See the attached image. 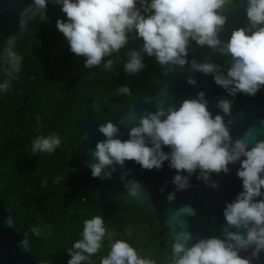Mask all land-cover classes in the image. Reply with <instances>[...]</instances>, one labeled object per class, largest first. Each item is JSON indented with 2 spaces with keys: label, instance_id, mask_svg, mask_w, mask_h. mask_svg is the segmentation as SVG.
Here are the masks:
<instances>
[{
  "label": "clouds",
  "instance_id": "clouds-1",
  "mask_svg": "<svg viewBox=\"0 0 264 264\" xmlns=\"http://www.w3.org/2000/svg\"><path fill=\"white\" fill-rule=\"evenodd\" d=\"M238 0H30L20 10L18 33L27 29L29 22L48 20V3L58 5L64 14L55 20L56 29L66 39L69 51L83 57L87 69L100 67L114 72L122 63L124 74L134 76L145 68V56L154 58L162 72L175 73L189 66L191 72L211 74L216 85L227 93L215 101L213 112L203 90L195 96L183 98L178 104H157L155 110L141 115L128 129L127 138L118 133L117 123L111 119L97 126L104 139L92 149L94 162L90 163L91 176L111 179L119 165V179L129 196L136 197L142 185L128 178L131 169L124 167L133 161L142 169L160 170L167 161L174 174L170 181L173 191L167 192L171 202L176 193L191 187L190 178H196L212 189L220 184L212 180L213 174H228L230 165H238L235 175L241 188L222 208L224 227L221 234L200 236L182 230L171 239L170 254L165 264H252L264 252V139L250 142L233 138L226 116L232 113V99L237 94L254 96L264 88V0H243L246 23L235 27L221 38L228 17L224 14ZM17 34L9 35L0 49V95L18 79L23 56L16 50ZM140 41L128 48L129 41ZM190 45L207 47L213 53L229 57L225 68L216 58L206 56L198 61L189 59ZM187 83L195 85L189 75ZM118 95H131L129 84L117 87ZM99 111V106H95ZM41 117L36 116L37 125ZM62 143L57 132L37 135L31 140V152L54 153ZM165 147L168 149L165 151ZM198 170V171H197ZM186 173V174H185ZM65 180L57 176L55 183ZM46 186L47 178L41 182ZM165 192V187L159 188ZM188 208V207H187ZM191 215H195L188 208ZM15 220L9 218L11 226ZM131 236V228L125 230ZM106 226L102 214L85 218L79 239L67 250V264H91L107 242V253L99 264H157L151 255L140 254L127 239ZM30 245L29 241H21ZM251 250L248 256L241 252Z\"/></svg>",
  "mask_w": 264,
  "mask_h": 264
},
{
  "label": "trees",
  "instance_id": "trees-1",
  "mask_svg": "<svg viewBox=\"0 0 264 264\" xmlns=\"http://www.w3.org/2000/svg\"><path fill=\"white\" fill-rule=\"evenodd\" d=\"M47 9V22L38 18L30 21L17 35L16 50L23 56L21 73L0 95V198L14 212L16 226L31 232L29 244L44 264H67V250L79 239L83 220L102 214L95 188L89 183L78 188L75 183L80 170L77 152L81 130L77 122L85 115L88 98L97 100L101 91L111 94L110 84L118 75L119 64L114 72L85 68L83 57L69 51L66 39L55 27V20L64 17L59 6L48 3ZM0 75L3 79L2 71ZM37 114L41 117L39 126ZM109 116L117 115L111 110L94 113L98 119ZM50 132L61 135V146L52 154H33L31 140ZM57 176L65 180L55 183ZM45 178L47 184L42 186ZM105 223L140 254L165 264L169 242L166 240L161 249L152 218L133 208L120 210ZM36 227L45 232L36 233ZM129 227L130 237L125 233ZM141 227H148L149 232L144 234ZM107 250L105 242L91 257V264H99Z\"/></svg>",
  "mask_w": 264,
  "mask_h": 264
},
{
  "label": "water",
  "instance_id": "water-1",
  "mask_svg": "<svg viewBox=\"0 0 264 264\" xmlns=\"http://www.w3.org/2000/svg\"><path fill=\"white\" fill-rule=\"evenodd\" d=\"M27 7V4L25 5ZM227 17V23L224 30L220 33L221 38L227 30L243 26L246 23L244 14L243 0H238L234 7L224 13ZM20 17L11 22V25L18 23ZM140 41H129V44L123 49V53L132 47H137ZM195 57L198 61L206 56L217 58L218 63H222L226 68L229 57L221 56L219 53H213L207 47H191L189 59ZM162 89L159 93L152 96L137 95L129 105L118 107V117L109 118L118 124L120 132L118 135L122 139L127 138L128 129L138 122L141 115L148 111L155 110L157 104L165 106L178 104L183 98L195 96L197 92L203 90L207 99L210 101V107L213 112L215 101L220 96H227L223 88L216 85L212 75L202 74L200 72H191L189 66L185 65L183 69L172 72H154L153 73ZM193 76L197 83L190 85L187 83V77ZM232 99V113L226 116L225 120L231 121L228 125L232 137L245 138L250 142L256 139H264V88H261L254 96L246 94H237ZM121 97H113L111 101L120 102ZM88 107L84 117L77 122L81 130L78 143V159L80 170L75 177V183L78 188H82L85 183H89L95 188L99 201V209L103 217L108 220L116 215L120 210H132L137 208L139 214L147 218H152L157 228V237H162L159 244L164 246L163 236L166 235L170 250L171 239L187 227V230L200 236H210L221 234L224 227V219L221 214L225 201H231L236 193L240 191L241 181L235 175L238 165H230L231 171L228 174L221 173L219 176L213 174L212 180H216L220 187L212 189L205 183L196 178V173L190 178L191 187L176 193V198L169 202L166 199L167 192L173 191L174 185L170 181L174 174L173 169H169L167 161L164 162L160 170L142 169L133 161H126L124 167L131 169L128 178H135L142 185L141 192L136 197L128 195L123 188V182L119 175L122 171L119 165L116 171L112 173L111 179H100L92 177L88 165L94 162L92 149L98 140L104 139L97 126L102 124L103 120L94 118V113H100L106 109L93 102L91 98L87 99ZM95 106H99L97 111ZM107 119V120H109ZM168 149L165 147L164 149ZM198 171V170H197ZM186 174V173H185ZM165 187V192H160L159 188ZM111 193L108 195V191ZM191 208L195 215L189 213ZM9 218L14 220V212L6 204L4 198H0V264H44L42 257L37 255L30 245H22L21 241H29L31 232L29 230L19 229L15 222L10 226L7 221ZM247 252L242 251L241 255L248 256ZM252 264H264V252L260 253L259 258H253Z\"/></svg>",
  "mask_w": 264,
  "mask_h": 264
},
{
  "label": "flooded vegetation",
  "instance_id": "flooded-vegetation-1",
  "mask_svg": "<svg viewBox=\"0 0 264 264\" xmlns=\"http://www.w3.org/2000/svg\"><path fill=\"white\" fill-rule=\"evenodd\" d=\"M30 0H0V49L3 48L6 38L9 35L17 34L18 23L11 25V22H13L16 18L19 17L20 10L25 7V5L29 4ZM235 6V5H234ZM233 6V7H234ZM13 20V21H9ZM225 32L222 38L225 37ZM18 35V34H17ZM191 47H197L195 45H190ZM121 53L123 55V50H121ZM213 60H215V57H212ZM217 60V58H216ZM145 68L134 76H128L124 74L122 69V63L119 64V72L118 75L115 77V79L112 81L111 85V94H108L106 92H98L96 94V99L93 100V102L97 103L99 106L105 108V111H102L100 113L107 114L109 110L114 112L117 116H109L105 120L104 119H98L106 121L109 118H116L118 117V107L122 105H129L130 102L137 96H152L157 93H159L162 89V85L159 84V81L157 77L153 74L154 72L162 71L160 67L156 64L154 58L145 56ZM2 76L0 75V79ZM127 83L129 84L132 94L131 95H118L116 93V89L119 85ZM120 96V102H113L111 101V98ZM94 116V115H93ZM157 234V231L155 235ZM157 237V236H156ZM157 239H162V237H157ZM164 240V246L161 247V249L165 248V242L167 239V236H163ZM169 254H170V245H169Z\"/></svg>",
  "mask_w": 264,
  "mask_h": 264
},
{
  "label": "rangeland",
  "instance_id": "rangeland-1",
  "mask_svg": "<svg viewBox=\"0 0 264 264\" xmlns=\"http://www.w3.org/2000/svg\"><path fill=\"white\" fill-rule=\"evenodd\" d=\"M134 230H137V229H135V228H133ZM34 231L36 232V233H44L45 232V230L43 229V228H40V227H36L35 229H34ZM141 231L145 234H147L148 232H149V228L148 227H141Z\"/></svg>",
  "mask_w": 264,
  "mask_h": 264
}]
</instances>
